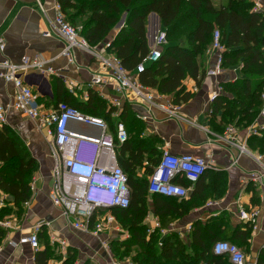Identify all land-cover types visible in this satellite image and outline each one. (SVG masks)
<instances>
[{"label":"crops","instance_id":"crops-1","mask_svg":"<svg viewBox=\"0 0 264 264\" xmlns=\"http://www.w3.org/2000/svg\"><path fill=\"white\" fill-rule=\"evenodd\" d=\"M38 1L43 5L46 14L40 8ZM224 1L215 0L217 5ZM255 1L259 5L257 11L263 12L264 0ZM56 2L58 1L0 0V36H4L6 40V50L5 53L0 52V61L8 59L19 64L26 57L33 59L37 56L47 61V67L54 71L51 75L41 76L35 73L28 79L34 92L39 94L38 102L45 110H51L59 103L66 102L79 107L85 115L94 118L98 115V119L109 121L107 122L109 129L114 136L118 121H126L130 142L136 140V137L140 140L156 137L159 142L156 147L161 155L168 147L169 151L176 156L192 154L208 160L209 170L201 180L194 184L184 180L177 181L190 189L188 197L182 200L184 207L177 206L182 202L177 198L148 194L147 202L150 210L144 225L147 227V239L156 233L159 235L156 246L158 254L161 253L164 241L172 235H177L187 245H191L194 226L211 223L216 227L217 238L240 244L247 255V264H256L264 244V173L251 156L242 154L237 147L223 142L220 137L224 134L225 126L235 125L240 137L245 138L247 130L256 121L264 120L259 117L243 130L236 120L233 123L224 121L223 112L214 113L213 102H211L213 94H225L223 87L226 84L234 83L244 77L241 72L242 66L223 68L221 75H214L215 57L209 50L206 79L201 87L191 78L184 81L187 91L193 94V98L189 102L177 104L181 106L180 117H171L131 95L118 94L110 84L91 87L93 75L102 74L103 71L95 58L78 49H72L70 57L63 55L67 43L53 32L50 23L55 15ZM125 19L126 15L121 20H124V23L120 27L119 23L114 28V36L125 25ZM159 30H162L160 18L153 13L148 17L147 24L150 49L155 44V37ZM47 31L52 33L51 37L43 36ZM101 47L99 46L100 50ZM103 51L105 55L113 56L108 50ZM129 75L138 80L133 74L129 73ZM56 80L59 81L60 87ZM66 80L73 83V90L65 83ZM15 93L13 84L0 83V103L9 108L8 126L26 143L40 166V173L32 181V199L27 207L24 206L26 214L22 220H19L20 230L9 231L8 236L0 243L2 248L0 264H36V253L29 245H20L15 248L10 241L19 242L21 237L29 234L33 225L40 219L51 222V226L45 227L39 235L40 251H44L47 243H50L55 252L49 263L63 264L70 253L69 255L76 257L74 264H136L133 257L140 252L139 248L134 247L132 252L124 257L117 256L112 251L118 242L130 238L128 231L123 230L129 234V238H125L116 231H107L100 237H95L91 233H84L70 226L62 216L61 210L53 205L49 198V191L53 183L54 162L49 155L46 129H39L37 122L13 110ZM94 94L97 100H102L104 103L103 108L92 97ZM155 94L158 102H173L172 96L160 95L156 91ZM226 97L232 100L234 94L226 93ZM116 99L120 100V107L114 105ZM79 130L88 133L87 129ZM139 131L142 133L137 136ZM249 138L247 139L248 149ZM121 147V145L116 147L117 163L120 167V159H127L129 156L128 152L122 154ZM250 151L257 153L258 150ZM145 159L148 160L147 156ZM137 172L139 177L148 178L149 176L148 173L145 174V168ZM2 194L6 200L10 199L0 192V195ZM155 197L177 202L174 205L179 208H159L160 215L164 218L158 216L153 203ZM241 211L248 213L249 216L258 213L254 217L256 224L242 220ZM183 212L186 213L181 216ZM106 213L111 211H97L95 217ZM154 219L159 220L164 233L161 229L153 234L148 233V227ZM118 225L121 228L116 221L114 226ZM189 227L192 228L190 232L187 231ZM53 236L67 241L68 246L64 253L66 255L63 254L59 243H52ZM244 238L247 240L245 244H242L241 241ZM103 242L108 244L109 250L103 247ZM123 252L124 250L121 249L119 254ZM173 262L171 258L164 256L160 264H174Z\"/></svg>","mask_w":264,"mask_h":264},{"label":"trees","instance_id":"trees-1","mask_svg":"<svg viewBox=\"0 0 264 264\" xmlns=\"http://www.w3.org/2000/svg\"><path fill=\"white\" fill-rule=\"evenodd\" d=\"M57 1L62 5L67 20L81 28L80 35L92 46L109 43L108 51L121 61L128 73L136 76L144 87L160 95L172 96L175 104L189 102L193 98L184 84L186 79L191 78L202 86L207 77L208 52L213 45L214 33L220 31L224 46L223 68L241 65L244 77L223 87L225 94L214 100L212 110L214 113L223 112L224 121L233 123L236 120L243 130L260 117L264 93V11L255 10V0H225L219 5L215 0ZM153 13L160 18L168 44L160 59L138 71L151 54L147 24L148 17ZM124 15L125 25L112 37L114 28ZM56 83L60 87L59 81L56 80ZM226 93L234 94L233 99L228 100ZM92 97L103 108L102 100H97L95 94ZM70 106L79 110L77 106ZM228 126L235 127L227 125L225 130ZM141 133L137 132V136ZM262 133L261 136L249 138L248 143L251 149L264 155V131ZM158 143L156 137L146 140L136 137L133 142L127 140L121 145L122 154L129 153L128 158L120 159L119 163L128 175L132 201L127 209L112 208L106 211H111L116 221L129 232L130 238L118 242L112 251L124 257L134 247L139 248L140 252L133 257L136 264H160L164 256L171 258L174 264H231L227 257H217L213 253L217 241H231L217 238L216 227L211 223L194 226L191 245L172 235L164 241L159 254L156 247L159 235L156 233L147 239L144 220L150 210L147 202L149 182L147 177H139L137 171L145 168V174L152 172L161 158L156 147ZM37 169L39 164L23 139L10 126L0 127V192L10 198L1 209V219L10 215L17 216L19 220L25 217L24 205L32 199V176ZM153 203L159 216V208L176 207L174 204L177 202L155 197ZM183 205L182 201L177 206ZM185 213H181V216ZM92 222H96L95 217ZM8 234L9 231L0 228V243ZM246 240L244 238L242 244ZM231 243L244 251L240 244ZM121 249L124 252L120 255ZM54 253L50 243H47L44 251L35 254L36 264H49ZM69 254L63 264L75 263L76 257ZM256 264H264V250Z\"/></svg>","mask_w":264,"mask_h":264},{"label":"built area","instance_id":"built-area-1","mask_svg":"<svg viewBox=\"0 0 264 264\" xmlns=\"http://www.w3.org/2000/svg\"><path fill=\"white\" fill-rule=\"evenodd\" d=\"M39 5L46 14L40 2ZM258 8L259 5L256 3L255 10L257 11ZM54 13V18L50 21L52 30L67 43L63 55L70 57L72 49H78L91 55L100 64L103 73L93 75L91 87L110 84L122 96L131 95L171 117H180V105L172 101L158 102L155 91L144 87L136 78H132L116 56L104 54L103 50H108L109 43L104 44L101 50L99 46H92L80 35L81 28L73 26L67 20L62 5L58 2L54 4ZM43 36L51 37L52 33L47 31ZM167 44L166 32L159 30L150 56L139 66L138 71H142L146 64L160 59ZM5 50L6 40L1 35L0 52L5 53ZM223 51L221 33L217 30L214 33L212 49L215 57L214 75L223 73ZM70 61L73 62V59L70 58ZM53 72L51 68L47 67V61L40 56L33 59L26 57L19 64L8 59L0 61V83H11L16 90L13 110L37 122L39 129H46L49 155L54 162L53 183L49 191V198L53 205L61 210L62 216L74 229L91 233L95 237H100L107 231H116L125 238H129V234L125 233L124 229L119 225L114 226L116 219L111 213L95 217L97 211L112 208L127 209L131 205L129 178L124 169L118 165L116 157V147L129 139L128 130L124 123L119 122L114 136L106 121L85 115L64 102L59 103L51 110H45L38 102L39 94L34 92L28 79L35 73L49 76ZM65 83L73 90L72 82L66 80ZM219 95V93L213 94L211 102H214ZM262 101L260 117L261 120H264V93ZM114 105L120 107V100H114ZM8 114L9 108L0 103V127L8 125ZM81 128L87 129L88 133L81 132L79 130ZM263 131L264 121H256L247 130L245 138L240 137L236 127L228 126L220 139L237 147L242 154L251 156L264 173V155L253 153L247 147V139L251 136L261 135ZM208 168L209 162L206 158L192 154L176 156L166 147L158 164L148 176L149 192L182 201L188 197L190 189L177 181L185 180L194 184L204 176ZM72 170L76 174H73ZM78 180L85 183L81 184ZM5 205L6 198L2 194L0 195V212ZM28 205L29 203H26L24 206ZM257 215L258 213L249 216L248 213L241 211L240 218L256 224L254 217ZM94 217L95 223L92 222ZM50 226L51 222L40 219L33 225L29 234L21 237L19 242L10 241V244L15 248L20 245H29L32 251L37 253L41 248L39 235L45 227L49 228ZM0 228L7 231L20 230L18 217L10 215L4 219L0 218ZM158 229L165 232L162 230L159 220L154 219L148 227V233L153 234ZM191 229L189 227L187 231L190 232ZM51 241L53 244L59 243L63 254L66 253L68 246L66 240L53 236ZM102 244L106 250H109L106 242ZM1 252L2 248L0 247ZM213 253L217 257H227L231 264L248 263L246 253L236 244L228 241H217L213 246Z\"/></svg>","mask_w":264,"mask_h":264},{"label":"rangeland","instance_id":"rangeland-1","mask_svg":"<svg viewBox=\"0 0 264 264\" xmlns=\"http://www.w3.org/2000/svg\"><path fill=\"white\" fill-rule=\"evenodd\" d=\"M121 22V21H120ZM114 36V32H113V34H112V37ZM212 49H213V45H212V47H211V54H212ZM249 149L251 150V148L249 147ZM253 152H255V151H253ZM257 153H258V151H257ZM39 169H40V166H39ZM39 169H37L35 172H34V174H33V176H32V181H33V179L36 177V176H38V174L40 173L39 172ZM121 226V225H120ZM121 228H122V226H121ZM122 229H124V228H122ZM125 230V229H124Z\"/></svg>","mask_w":264,"mask_h":264},{"label":"clouds","instance_id":"clouds-1","mask_svg":"<svg viewBox=\"0 0 264 264\" xmlns=\"http://www.w3.org/2000/svg\"><path fill=\"white\" fill-rule=\"evenodd\" d=\"M72 173H73V174H76V172H75L74 170H72ZM78 182L81 183V184H84V183H85V182L80 181V180H78Z\"/></svg>","mask_w":264,"mask_h":264},{"label":"water","instance_id":"water-1","mask_svg":"<svg viewBox=\"0 0 264 264\" xmlns=\"http://www.w3.org/2000/svg\"><path fill=\"white\" fill-rule=\"evenodd\" d=\"M124 23V20L120 22V24L118 25L119 27Z\"/></svg>","mask_w":264,"mask_h":264}]
</instances>
